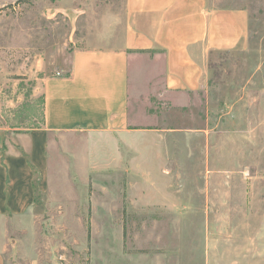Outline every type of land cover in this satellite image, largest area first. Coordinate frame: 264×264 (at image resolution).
<instances>
[{"label": "rangeland", "instance_id": "rangeland-1", "mask_svg": "<svg viewBox=\"0 0 264 264\" xmlns=\"http://www.w3.org/2000/svg\"><path fill=\"white\" fill-rule=\"evenodd\" d=\"M250 35L170 92L160 52L132 66L129 131L51 132L32 210L7 217L8 264H264V0ZM125 0H0V135L40 127L78 47L121 33Z\"/></svg>", "mask_w": 264, "mask_h": 264}, {"label": "crops", "instance_id": "crops-1", "mask_svg": "<svg viewBox=\"0 0 264 264\" xmlns=\"http://www.w3.org/2000/svg\"><path fill=\"white\" fill-rule=\"evenodd\" d=\"M119 28V37L106 47H78L69 73L46 81L42 126L0 135V264H8L4 219L26 217L44 190L50 133L132 130L130 79L138 55H163L166 91L204 89L207 54L244 46L250 13L212 0H125Z\"/></svg>", "mask_w": 264, "mask_h": 264}, {"label": "trees", "instance_id": "trees-1", "mask_svg": "<svg viewBox=\"0 0 264 264\" xmlns=\"http://www.w3.org/2000/svg\"><path fill=\"white\" fill-rule=\"evenodd\" d=\"M131 127V126H130ZM132 128V127H131Z\"/></svg>", "mask_w": 264, "mask_h": 264}]
</instances>
